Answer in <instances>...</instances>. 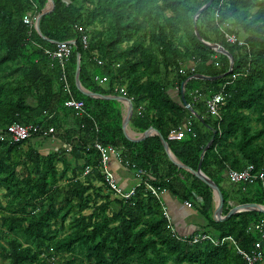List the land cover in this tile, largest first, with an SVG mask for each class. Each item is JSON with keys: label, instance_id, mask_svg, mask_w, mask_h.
<instances>
[{"label": "trees", "instance_id": "16d2710c", "mask_svg": "<svg viewBox=\"0 0 264 264\" xmlns=\"http://www.w3.org/2000/svg\"><path fill=\"white\" fill-rule=\"evenodd\" d=\"M50 1L39 36L22 19L35 20L47 0H0V264H246L236 249L254 251L260 241L254 227L264 214L243 211L215 221L211 190L168 159L158 136L192 172L201 155L199 171L219 190L222 217L233 205L264 207V0H212L196 16L195 30L192 18L208 0ZM66 42L67 58H50L55 44ZM212 44L230 56L229 73L228 58ZM76 57L85 90L116 97L122 88L132 107L127 130L154 133L127 140L118 101L79 94ZM181 91L197 119L184 108ZM216 95L221 103L213 118L205 102ZM69 100L82 109L66 107ZM186 119L189 132L167 140ZM12 124L37 131L13 142ZM47 141L54 148L43 153L38 147ZM95 143L117 152L120 163L109 158L107 169L118 188L129 191L136 184L132 172L143 170L141 179L157 192L190 204L202 218L199 231L177 233L145 184L126 200L115 195ZM111 162L134 184L123 188ZM246 166L263 175L262 183L228 180V170ZM194 234L208 240H178ZM227 238L235 246L211 244ZM260 242L257 264H264Z\"/></svg>", "mask_w": 264, "mask_h": 264}, {"label": "built area", "instance_id": "2783aa9c", "mask_svg": "<svg viewBox=\"0 0 264 264\" xmlns=\"http://www.w3.org/2000/svg\"><path fill=\"white\" fill-rule=\"evenodd\" d=\"M22 21L24 24H29V25L31 24L34 26L35 20H33V18L30 19L28 16H25V17H23ZM225 38H226V41L230 42V43H233L235 41L233 37H225ZM81 41H82V44L84 45L85 44L84 38H82ZM70 44L71 43H69V42L55 44V51L49 54L50 58L57 59L59 61L65 60L69 54L70 49H69L68 45H70ZM118 92H119V94H121V96H120L121 98H123L127 101H130L124 97V90L122 88H119ZM220 103H221L220 95L213 96L211 99H209L208 101L205 102L206 112L213 118L218 117L217 116V109H218V106L220 105ZM65 106L69 107V108H73L74 110H77V111H80L82 109V103L81 102L72 101V100H69L68 102H66ZM36 131H37V129L35 127L19 126L16 124L10 125L7 129V132L10 135V138L13 142L22 141V140L26 139L30 134L35 133ZM188 132H189V122H186L185 126L182 127L181 129H178L176 131L175 130L169 131L167 133L166 139L170 140V141L180 140L181 138L184 137L185 133H188ZM94 148L100 153L101 165L103 167L105 181H106L108 187L112 191H114L115 195L126 200V199L132 197V195L134 193V188L140 186L141 184H145L146 190H148L150 192V194L160 202V206L162 209V215L169 222V215H168L164 205L161 203V200H160V196L162 195L163 192H157V190H155L150 184L147 183V181H148L147 179L145 181H143L141 179V177L143 175L146 176L145 173L143 172V170L136 169L134 172H132V175H133L134 179L136 180V184H135V186L130 188L129 191L123 192L120 188H118L114 184V179H113L111 173L107 169V162H108L109 158H113L117 162L120 163L117 152L111 147H107L106 151H105L96 143L94 144ZM87 172H88V170L85 169L84 174H86ZM226 175H227L228 180L231 183H238V182H242V181L250 182L253 180H259L262 183V181H263V175L261 173L253 172V169L251 166H246L241 171L228 170ZM262 186L264 188L263 183H262ZM182 205L187 209L190 208V204L188 202H183ZM254 229H256L260 232V241L264 242V222L255 226ZM178 240L185 241L188 244L193 245V244H196L200 241H207L208 237L205 235L194 234L190 239H186L185 237H179ZM260 241L253 244L254 251H252L250 255L245 254L244 252L236 249L238 255L242 257V259L245 261L246 264H257V262L260 261L261 256L258 252L259 248H260V244H261ZM224 242L235 246L234 242L231 241L229 238L221 239L219 242L218 241H211V244L216 246V245H221Z\"/></svg>", "mask_w": 264, "mask_h": 264}, {"label": "water", "instance_id": "95a60500", "mask_svg": "<svg viewBox=\"0 0 264 264\" xmlns=\"http://www.w3.org/2000/svg\"><path fill=\"white\" fill-rule=\"evenodd\" d=\"M211 2H212V0H208L207 3L204 6H202L195 13V16L192 18V24H193L194 30H195L194 21H195L196 16L203 9H206L207 7H209V5L211 4ZM50 9H51V1L50 0H47L44 9L35 18V21H34V30H35V32L39 36H40L39 28H38L39 18L42 15L47 14L50 11ZM195 37H196L197 40L200 41V37L197 34V32H195ZM208 47H210L214 52L219 53V54H222V55H224L225 57L228 58V60H229V66H228L227 73H229L230 72V69H231V65H232V61H231L230 56L226 52H224L218 45L212 44V45H209ZM193 78L194 79L209 80V81L215 79V78H207V77H204V76H201V75L193 76ZM218 78H220V76ZM73 81H74V86H75L76 90L78 91V93L81 94L84 97L91 98V99L114 100V101H118L122 105V107H123V118H122L121 128H122V132H123V134H124V136H125V138L127 140H129L131 142H138V141H141L142 139L148 137L149 135H151V133H154L153 130L148 129L145 132H143L142 134H138L136 136L129 137L128 136V133L126 131V127H127V124H128L129 118H130V115H131V110H132L131 103L129 101L121 98V97H118V96H116V97H110V96L104 97V96H99V95L93 94V93L85 90L79 84V81H78V59H77V57H76V64H75V68H74ZM180 99H181L182 104L184 105V108L188 111V113L191 116H193L195 119H197L198 118L197 117V113L193 112L192 109H191V107L184 101L182 91L180 92ZM212 134H214L213 131H212ZM158 138L160 140V143L162 145V148H163L164 152L166 153L168 159L177 168L182 169V170L186 171L187 173L195 176L200 182H202L205 186H207L211 190V193H212V196H213V200H214V203H215V206H214V209H213V212H212V218L215 221H223V220L227 219L228 217H230L231 215H233L235 213L243 212V211H256V212H260V213H263L264 214V207L259 206V205H255V204H244V205L233 206L231 209L228 210L227 214L222 217L221 216V209H222V204H223L222 196H221L219 190L217 189V187L211 181H209L207 178H205L200 173V171H199L200 161H201V155H200L199 162H198V165L196 167V170L192 172L191 170H189V169L183 167L181 164H179L172 157V155L170 154V152H169V150L167 148V144L163 140V138L160 137V136H158ZM211 140L206 144V146L204 147V150L210 145Z\"/></svg>", "mask_w": 264, "mask_h": 264}, {"label": "crops", "instance_id": "0c3cea01", "mask_svg": "<svg viewBox=\"0 0 264 264\" xmlns=\"http://www.w3.org/2000/svg\"><path fill=\"white\" fill-rule=\"evenodd\" d=\"M126 131H127L129 137L135 136V134H133V133H131L130 131L127 130V127H126ZM110 166L114 169V172L116 173V174L114 173V175L117 178V180L119 181V183L121 184V186L123 188H129L130 187L128 185L129 183L128 184L126 183V181H127V177L126 176H129L130 177V174L125 169H123V168H121L119 166H116V164L114 162H111V165ZM123 173H124V175L122 176L121 174H123ZM161 198L164 201V203L166 204V207H168V209L170 211L175 206L178 207V208H180V209L185 210L184 208H182L183 205L182 204H177L175 198L173 196H171L170 194L167 193V195H165V192H163L162 195H161ZM189 210H190L189 212H191V213L188 215V217L191 218L193 216H197V214H196V212L194 210H192V209H189ZM170 216L172 218V214H170ZM188 217L187 218L185 217V218L188 219V220H191ZM172 223H173V227H174L175 230H178V232H179V230H182V232H180L182 234H190V233L194 232L193 230H194V228L196 226V225H194V223H189V222L183 223L182 222V226L179 229L178 228V223L175 220H172Z\"/></svg>", "mask_w": 264, "mask_h": 264}, {"label": "rangeland", "instance_id": "374dc122", "mask_svg": "<svg viewBox=\"0 0 264 264\" xmlns=\"http://www.w3.org/2000/svg\"><path fill=\"white\" fill-rule=\"evenodd\" d=\"M187 69H189V70H193L194 68H195V66H193V65H191V64H187L186 66H185ZM192 78H193V76H192ZM194 118V117H193ZM187 121H190V120H188V119H186V121H185V123L184 124H186V122ZM49 142L47 141L46 142V144H42L41 146H39L38 148H39V150L40 151H42L43 153H45V151H47V150H49V149H52V148H54V144H48ZM47 153V152H46ZM122 176L124 175V173L123 174H121ZM127 177V181H126V183L129 185V186H131L132 184H134V181H133V179H132V177H131V175H130V177L129 176H126ZM165 195H167V193L165 192ZM160 200H161V203L165 206V208H166V210L168 209V207H166V204L164 203V201L162 200V198H160ZM176 202H177V204H180L177 200H176ZM230 204H232L233 205V203H231L230 202ZM182 206V205H181ZM234 206V205H233ZM235 206H237V205H235ZM182 208H184L185 210H183V209H180V208H178V207H174L171 211L168 209L167 210V213H168V215H169V220H170V222H171V225L173 226V223H172V220H175L177 223H178V228L180 229V227L182 226V222L183 223H186V222H189V223H194V225H196L195 226V228H194V230L193 231H199V227L201 226V225H203V221H202V218L199 216V215H197V216H193V217H188V215L191 213V212H189L190 210L189 209H187V208H185V207H183L182 206ZM170 214H172V218H171V216H170ZM188 217V218H190L191 220H188V219H186V218ZM176 228V227H175ZM177 233H178V231L177 230H175ZM179 232H182V230H179ZM193 233V232H192Z\"/></svg>", "mask_w": 264, "mask_h": 264}, {"label": "clouds", "instance_id": "9594fccd", "mask_svg": "<svg viewBox=\"0 0 264 264\" xmlns=\"http://www.w3.org/2000/svg\"><path fill=\"white\" fill-rule=\"evenodd\" d=\"M118 97H120V96H118Z\"/></svg>", "mask_w": 264, "mask_h": 264}]
</instances>
